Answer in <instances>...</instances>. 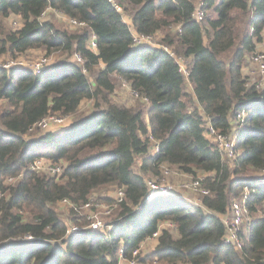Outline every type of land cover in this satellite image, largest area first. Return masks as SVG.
Returning <instances> with one entry per match:
<instances>
[{"label":"trees","instance_id":"1","mask_svg":"<svg viewBox=\"0 0 264 264\" xmlns=\"http://www.w3.org/2000/svg\"><path fill=\"white\" fill-rule=\"evenodd\" d=\"M115 1L122 12L109 0H0V56H67L38 73L0 66V264H264V215L241 228L240 248L223 242L218 215L244 190L249 215L264 206V180L249 174L264 172V86L243 75L262 41L264 0H203L201 22L191 18V0ZM46 8L51 13L41 19ZM7 20L15 21L12 29ZM171 27L179 29L162 43L188 58L187 77L164 48L133 45V31L152 35ZM91 34L96 51L88 48ZM74 53L81 65L71 61ZM118 81L145 97V108L112 102ZM48 114L68 116L69 125L25 139ZM203 117L225 134L235 132L233 161L204 137ZM147 135L158 141L156 154ZM39 158L63 162L64 169L58 177L31 171ZM162 164L204 176L209 194L201 206L175 194L144 200V177ZM109 185L123 188L124 198L107 228L91 229L81 213L64 220L56 212L57 202L82 205Z\"/></svg>","mask_w":264,"mask_h":264},{"label":"built area","instance_id":"2","mask_svg":"<svg viewBox=\"0 0 264 264\" xmlns=\"http://www.w3.org/2000/svg\"><path fill=\"white\" fill-rule=\"evenodd\" d=\"M109 1L112 3L116 11L122 12L121 5H119L115 0H109ZM202 5H203V0H198V3L195 5L193 11L191 12V18L196 22H201L205 16L204 11L202 10ZM47 10L51 11L52 9L46 8L41 14V19H43ZM65 20L73 26H78V27L84 26L83 22L76 21L75 19H71L66 16H65ZM12 24L14 25L15 21H13ZM175 29L178 30L179 27H175ZM132 34H133V40H134L133 45L134 46H142V45L150 46L151 45L150 47H152L153 45H155L154 43L150 42L151 36L153 34L144 35V34H138L137 32H134V31L132 32ZM88 48L92 51H96V41H95V36L93 34L90 35L89 42H88ZM161 48H164L166 52L173 58L174 62L177 65L178 72L184 77H187L188 58L176 55L171 49L167 48V46H164ZM70 59L71 61L77 64H80V65L83 62L81 55L78 53H74ZM247 62H249L250 69L247 70V73L246 72L243 73V75L246 77L248 84H256L257 87L264 86V50L263 51L254 50L253 52H251L247 57ZM46 65H49V57L41 56L31 61L28 67H25V68H29L33 73H38ZM0 66L8 70L13 66L24 67V64L21 61H10L7 63L0 64ZM254 75L260 77L261 81L259 82L256 80L251 81L250 78H252V76ZM261 83L263 84L260 85ZM121 84L123 87H125L129 91L130 95L139 99L140 101L147 102V99L145 97L140 96L135 90L129 87V84H127L125 81H121ZM245 116H246V112L243 110L236 115L235 119L237 122H241L243 121ZM67 119H69L68 116H60L58 114H48L44 118H42L40 121H38L35 125H33L29 130L32 131L35 128H40V129L45 130L49 123H53L54 127H61L63 126L64 123H66ZM204 119L206 118L203 117V123L204 122L206 123L202 124L203 129H204V132H203L204 137H206V139H208L212 144H214V146L220 152L221 158L224 161H233L237 156V151L235 148L236 147L235 132L225 134L222 131H220V129L213 127L209 123L208 119H206L207 121ZM147 138L149 139L150 145H151L150 152L152 154H156L158 151V141L150 135H147ZM165 165L166 164H162L160 167H163L165 169L163 174H168L170 172V169L165 167ZM29 169L31 171L44 172L53 177H58L64 169V163L63 162H52L47 159L39 158V159L34 160L29 165ZM19 179H20V175L16 178L8 177L7 181L14 180L13 183H15ZM158 182H159L158 179H145L146 190H147V193L144 197L145 201H150L156 196L167 195V194H175V195L181 196L180 193H176L171 187L160 185ZM182 184L184 185L186 189L196 192L200 196H205L209 194V190L206 187H204L202 182H200L199 180H194V181H190L188 183H182ZM246 197H247V191L244 190L242 192L240 200L232 201L228 212L225 214L228 216V219L223 220L224 217L220 218L225 227V234H224V237L222 238L223 242L233 244L236 248L241 247V242L239 238L241 225L245 221H249V211L245 205ZM123 198H124V189L120 187H116L115 195L112 197V202L109 204L95 203L94 200H90V199L82 205H74L73 203H71L70 201L66 199L61 200L60 204L62 205L65 204V206L68 207L70 211H73L76 213H80V211L82 210H90V208H92L93 206H96V207L102 206L104 208V212L106 214H109L110 211L123 200ZM86 215L90 221L88 226L91 229L100 230L102 229V227L107 228V225H105V223L102 222V220L98 217L96 213H87ZM167 225L172 227L169 224ZM75 230H76V227L71 226L70 231H75ZM156 235L157 234L154 233L152 238L157 237ZM139 251H140V248L135 249L133 251V257H135L139 253ZM130 263L135 264V261L134 260L130 261Z\"/></svg>","mask_w":264,"mask_h":264},{"label":"rangeland","instance_id":"3","mask_svg":"<svg viewBox=\"0 0 264 264\" xmlns=\"http://www.w3.org/2000/svg\"><path fill=\"white\" fill-rule=\"evenodd\" d=\"M191 1H193L194 5H196L198 3V0H191ZM50 13H51V11L47 10V12L45 13L43 18H47V16ZM130 13H131L130 10L127 11L128 15H130ZM128 18L130 19V16H128ZM12 22L13 21H11V23H10L9 20L6 21L7 27H9L10 29H12L11 26H13ZM58 24H59V27H61V28L67 27L66 24L62 20ZM71 29H73V28H71ZM175 30H176L175 27H171V28H167L165 30L154 33L151 36V41H150L151 43L155 44L152 47H157V46L158 47H164L165 45H163L162 42H163L165 35L169 34V33L173 34ZM150 46H146V47H150ZM255 50H257V51H263L264 50V30L262 32V41L256 44ZM41 56H44V55L39 53V51H30V52L20 56L17 60L12 59L11 57L7 58V57L1 55L0 56V64L7 63L10 61H21L24 64V67H28V65L31 61H33V60H35ZM51 57H53L52 60H54L56 58H58V60L67 59V56L65 54L59 53V52L52 54ZM245 67H246L245 72L247 73V70L250 69L249 62L246 63ZM250 79H251V81L252 80H256L258 82L261 81V78L256 76V75L252 76V78H250ZM185 84H186L188 90L190 91V86L188 85V83L186 82ZM262 84L263 83H261L260 85H262ZM110 99L112 102H114L116 104L123 105V106L128 105L132 108L133 107L134 108L135 107L141 108V106H143L145 108L144 104L146 103V102L140 101L137 98L130 95L129 91L125 87H123L119 81L117 82V85H116L115 89L113 90L112 94H110ZM87 109L88 108H87V103H86V104L81 106V108H80L81 112H78V113L86 112ZM204 120H206V119H204ZM67 121H68V119H67ZM67 121L61 127H63V128L67 127L69 125V123H67ZM205 123L206 122H204L203 124H205ZM63 128L54 127L53 123H49L45 130L40 129V128H35L34 130L30 131L28 134H25L24 138L25 139H36L38 135H40L44 132H48V131L49 132H53V131L54 132L55 131L62 132ZM203 132H204V129H203ZM237 154H238V152H237ZM136 162H137V165L135 167V171L138 169L139 164L141 162V159L140 160L138 159ZM229 164H231V163H229ZM165 167L170 169V172L168 174H163L165 169L163 167H159L156 169V172H157L156 175L146 174V176L144 178L145 179H158L159 180L158 183L160 185L171 187L176 193L181 194V196H177V198L180 197L179 199L182 198V200H184L188 203H189V201H187L186 199H189L191 201H196V200L199 201L202 198V196H200L196 192H193L191 190L186 189L182 183H188V182L194 181V180H199L200 182H203V180H204L203 175H201L199 173H197L196 175H193V176L187 175V174L185 175V174L179 172L176 167H170L168 165H165ZM254 173L256 175H258V177H260L262 180H264V172L263 171H258V172L249 171V174L255 175ZM13 182H14V180L6 181V183H9V184L13 183ZM115 188H116L115 186H111V185L96 188V189H94V191L92 192V194L88 198L90 200H94L95 203H99V204L109 203L110 201H112V197L115 195ZM173 196H175V195H173ZM115 208L116 207H114L110 211L109 214H106L104 212V208L102 206H97V207L93 206L92 208H90V210H82V211H80V213L83 215H86L87 213H96L98 215V217L102 220V222L105 223V221L109 220V218L112 215L111 213L114 211ZM263 208H264V206L262 208H258L259 210L256 213H253V215H249V220H252V218L254 216L262 215V214L264 215ZM55 209H56V212L58 213V215L61 219L70 220V218L73 216V213L68 209V207L65 206V204L62 205L59 202H57L55 204ZM204 210L207 211L205 208H204ZM228 210H227V212H228ZM225 214L220 215L221 218L224 217L223 220L228 219V216ZM76 215H78V214H76ZM247 222L248 221H245L241 225L242 230L244 229Z\"/></svg>","mask_w":264,"mask_h":264},{"label":"crops","instance_id":"4","mask_svg":"<svg viewBox=\"0 0 264 264\" xmlns=\"http://www.w3.org/2000/svg\"><path fill=\"white\" fill-rule=\"evenodd\" d=\"M56 16L60 19V18H62V19H64L65 20V18L62 16V15H59V14H56ZM126 21L130 24L131 23V21H130V19L127 17V19H126ZM49 57V63H53V62H57V61H60V60H58V58H56V59H54V60H52L53 59V57H51V56H48ZM99 67L100 68H102L103 67V64H99ZM245 70H246V67L243 69V73H245ZM91 80V79H90ZM125 107H130V106H128V105H125ZM187 201H189V203H191L192 205H194V206H201V204H200V201H198V200H196V201H191V200H189V199H186ZM219 215V218H221L220 217V215H223V214H218ZM167 225V224H166ZM153 242V241H152ZM149 245H151L152 243L151 242H149L148 243ZM146 249H144L143 251H145ZM147 251H149V250H147ZM120 264H131L130 262H128V261H126V260H123V261H121L120 262Z\"/></svg>","mask_w":264,"mask_h":264},{"label":"bare ground","instance_id":"5","mask_svg":"<svg viewBox=\"0 0 264 264\" xmlns=\"http://www.w3.org/2000/svg\"><path fill=\"white\" fill-rule=\"evenodd\" d=\"M168 195V194H167Z\"/></svg>","mask_w":264,"mask_h":264}]
</instances>
